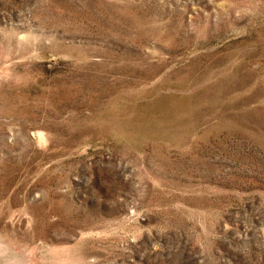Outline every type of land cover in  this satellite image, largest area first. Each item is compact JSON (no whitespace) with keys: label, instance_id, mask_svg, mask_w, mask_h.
Listing matches in <instances>:
<instances>
[{"label":"rangeland","instance_id":"obj_1","mask_svg":"<svg viewBox=\"0 0 264 264\" xmlns=\"http://www.w3.org/2000/svg\"><path fill=\"white\" fill-rule=\"evenodd\" d=\"M0 264H264V0H0Z\"/></svg>","mask_w":264,"mask_h":264}]
</instances>
